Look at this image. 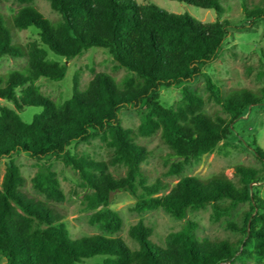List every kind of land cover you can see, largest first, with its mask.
<instances>
[{
    "label": "trees",
    "instance_id": "trees-1",
    "mask_svg": "<svg viewBox=\"0 0 264 264\" xmlns=\"http://www.w3.org/2000/svg\"><path fill=\"white\" fill-rule=\"evenodd\" d=\"M0 0V4H1ZM21 5L13 15V27H35L39 40L26 46L13 43V35L0 13V58L27 59L23 69L0 75V99L14 108L0 106V159L8 158L0 190V253L7 264H79L102 255L101 264H235L239 256L258 257L264 264V199L251 192L260 181L258 170L237 166L239 185L226 176L207 181L183 176L170 188L162 178L148 183L142 164L149 158L140 137L160 132L170 149L163 176H180L185 167L213 153L226 143L232 123L264 100L248 89L224 93L203 66L220 57L230 22L216 19L195 22L188 14H170L148 1L135 0H48L59 20L51 22L31 3ZM221 14L220 0H176ZM242 7L247 19L264 17V8ZM74 59L90 48L108 50L114 69L127 74L117 81L98 72L85 89L75 72L72 95L64 101L44 95L36 84L41 77L60 81L67 72L66 63L48 59V50ZM202 77L208 100L218 105L227 117L204 110L207 100L185 84ZM182 85V99L176 107L161 102V89ZM27 106L40 107L31 122L20 113ZM133 107L140 113L137 128L121 123V108ZM99 138L111 149L108 161L78 156L69 147L79 141ZM23 153L37 161L32 187L44 200L30 197L24 190L25 177L12 154ZM264 160V148H255ZM61 160L77 172L85 190L83 205L94 211L88 219L106 233L121 230L123 220L112 210L111 194L127 191L136 198L134 212L161 209L183 220L192 211L212 207V218L228 217L239 205L248 203L243 224L229 222L226 228L244 234L237 242L199 238L197 222L186 220L181 229L166 235L162 245L151 241L152 229L139 222L130 227L129 236L138 243L131 249L123 239L102 234L71 238L63 217L53 203L65 200L57 173L50 159ZM123 166L122 176L110 167ZM253 244L252 250L247 247ZM98 264V263H97Z\"/></svg>",
    "mask_w": 264,
    "mask_h": 264
},
{
    "label": "rangeland",
    "instance_id": "rangeland-1",
    "mask_svg": "<svg viewBox=\"0 0 264 264\" xmlns=\"http://www.w3.org/2000/svg\"><path fill=\"white\" fill-rule=\"evenodd\" d=\"M140 4L148 1L154 3L161 10L170 14H188L195 22H211L216 19L228 20L230 22L229 33L223 42L219 59L203 66V71L209 74L214 81L221 86L226 94L232 90L248 89L259 94L264 88V17L247 19L242 7V0H220L223 12L217 13L213 9H203L176 0H135ZM249 9L264 8V0H245ZM31 5L38 9L51 22L59 20V14L53 11L48 0H34ZM21 5L11 0H2L0 13L4 17L6 26L13 35V43L26 46L29 42L38 41V30L29 27L19 30L13 27V15ZM47 49V47H45ZM48 50V49H47ZM48 59L66 63L67 72L60 81H53L44 77L38 79L36 84L41 92L53 100L64 101L72 95V80L75 72L80 74L81 88L85 89L89 81L98 72H105L120 81L128 72L126 69H114V60L108 50L93 47L82 52L74 59L67 61L48 50ZM27 64L25 57L0 58V75H5L12 70L23 69ZM192 87L200 96L207 100L204 110L211 114L227 115L213 101H209L205 89V81L202 77L185 83ZM182 85L171 86L161 89V102L166 107H176L182 99ZM0 106L11 109L14 105L4 99H0ZM41 111L40 107L27 106L19 112L25 122H31L35 113ZM121 123L127 128H137L141 117L137 109L133 107L121 108L119 112ZM232 130L226 143H221L213 152L203 155L200 159L187 165L180 176H163L169 166V162L176 160L168 157L170 149L162 142L160 132L150 137H140L139 143L147 146L150 151L149 158L142 164V169L148 178V183L157 178L174 186L181 177L193 176L202 181H207L214 176H226L239 185V177L235 174L237 166L252 167L258 170L260 181L252 184L251 192L264 199V160H259L255 154V148H264V100L261 104L250 107L241 118L231 125ZM69 150L78 156H89L97 161H108L111 157V149L99 138H93L89 142L79 141L72 144ZM12 158L20 167L25 177L23 190L30 196L44 200L32 187L31 179L38 170L37 161L26 154L15 153ZM8 158L0 159V190L6 171ZM53 170L57 173L60 187L65 194V200L53 203L63 217V222L69 231L71 238L102 234L108 237H118L131 248L137 249L138 243L129 236L131 226L142 222L152 229L151 241L162 245L167 234L181 229L186 220L197 222L196 234L199 238H210L216 240H227L237 242L244 237L243 233L231 231L226 228L229 222L238 226L243 224V215L250 209L248 203L238 206L228 217L219 221L212 218V207L209 205L203 209L189 212L183 220L171 217L161 209L146 212H134L132 207L136 198L127 191H117L111 194L109 207L118 212L123 220L122 228L117 233H106L99 229L98 225H91L89 217L94 211L88 210L83 205L85 190L77 172L65 166L61 160L50 159ZM112 173L122 176L125 167H110ZM252 250L253 244L247 247ZM104 259L102 255H96L85 259L79 264H101ZM0 264H7L6 258L0 253ZM235 264H262L261 260L253 256L246 259L239 256Z\"/></svg>",
    "mask_w": 264,
    "mask_h": 264
},
{
    "label": "water",
    "instance_id": "water-1",
    "mask_svg": "<svg viewBox=\"0 0 264 264\" xmlns=\"http://www.w3.org/2000/svg\"><path fill=\"white\" fill-rule=\"evenodd\" d=\"M67 63V62H66Z\"/></svg>",
    "mask_w": 264,
    "mask_h": 264
}]
</instances>
